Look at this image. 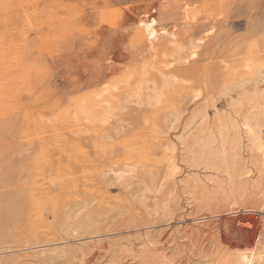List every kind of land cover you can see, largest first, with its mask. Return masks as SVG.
<instances>
[{
  "label": "rangeland",
  "instance_id": "374dc122",
  "mask_svg": "<svg viewBox=\"0 0 264 264\" xmlns=\"http://www.w3.org/2000/svg\"><path fill=\"white\" fill-rule=\"evenodd\" d=\"M263 34L264 0H0V264H216L251 249L225 242L242 240L226 225L238 218L246 242L263 244L264 199L203 203V186L210 194L225 182L214 170L182 163L176 181L189 175L190 188L164 190L168 218L136 203V179L127 189L107 185L127 166L158 173L168 138L151 127L175 109L177 130L187 124L214 93L221 60ZM174 42L186 64L171 62ZM158 72L182 83L156 107L126 103L105 126L78 118L83 104L96 110L104 83L118 86L107 101L123 102ZM206 83L191 102L187 93Z\"/></svg>",
  "mask_w": 264,
  "mask_h": 264
},
{
  "label": "bare ground",
  "instance_id": "6f19581e",
  "mask_svg": "<svg viewBox=\"0 0 264 264\" xmlns=\"http://www.w3.org/2000/svg\"><path fill=\"white\" fill-rule=\"evenodd\" d=\"M188 8L189 5H183V11ZM182 45L174 42V51L170 55L171 62L179 65L186 64L189 55L181 54L185 47ZM196 47L197 45H194L189 49L191 51ZM190 51L188 50V52ZM229 56V60H221V76H216L218 85L214 84L216 86L214 93L209 95L210 98L204 105L198 107L187 124L177 130L181 111L175 109L176 111L172 110L168 113L169 116L166 117L163 127H157L156 124L151 127L152 135L153 133L160 136L167 134L168 138V140L164 139L162 146L159 143L163 152L160 153L163 155L158 173L145 170L146 168L143 171L135 166L139 170L137 171L135 168L127 166L114 172L108 178V186L124 185L126 189L129 187L130 181L136 179L138 189L134 199L138 205L144 208L147 215L168 218L170 209L167 200L160 199L164 190L170 188L171 194L177 195L178 189L187 190L190 188L189 175H184L181 182L176 181V176L179 175L180 178V174L184 173L182 167L184 162H190L195 167L203 166L226 177L222 184L219 181L218 184H215V191L212 189L210 194L204 191L207 188L203 186L202 196L199 194L202 200L216 203L220 197L222 199L226 197L229 200L235 197H245V195L253 200L264 199V34L246 41L242 47H236ZM144 77L146 76L144 75ZM145 79L147 78L138 79L134 91L123 102L115 99L119 102L114 100V103L107 101V95L114 90L116 92L118 86L116 83L112 84L111 81L104 83L100 91L95 94V102L90 104L96 110L88 109L89 105L82 103L83 106L79 107L78 105V118L84 124L105 126L112 119L113 113L121 110L124 104L132 103L152 109L156 107L159 100L161 101L163 91L175 84L182 83L181 79L175 75L163 72H158L157 78L154 80ZM206 90L207 83L191 89L187 96L193 102L203 96ZM217 101H222L225 104L223 111L216 109ZM209 109L213 110L211 118L208 116ZM176 130L178 133L172 134L174 139H169L168 132ZM244 151L248 154L249 160L247 161L241 156ZM200 183L202 182L197 179L194 186L192 185L193 189L195 190L196 185L198 186ZM198 198L200 200V197ZM205 202L203 200V203ZM242 220L238 218V220L231 219L226 222L228 233L231 236L235 234L242 240L233 242L225 237V242L227 245L235 247L250 245L251 249L247 254L223 255L221 261L219 260L216 264L264 263V243L261 244L263 241L256 237L252 242H246L244 230L240 228L244 226ZM235 223L237 227L234 226ZM43 254L44 252L40 255L43 256ZM149 264H156V260L152 259Z\"/></svg>",
  "mask_w": 264,
  "mask_h": 264
}]
</instances>
